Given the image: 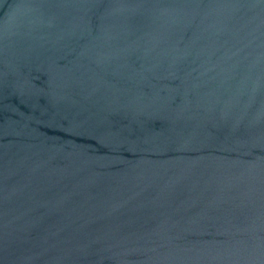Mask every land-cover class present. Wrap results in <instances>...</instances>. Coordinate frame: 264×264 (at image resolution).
I'll use <instances>...</instances> for the list:
<instances>
[{
    "label": "water",
    "instance_id": "95a60500",
    "mask_svg": "<svg viewBox=\"0 0 264 264\" xmlns=\"http://www.w3.org/2000/svg\"><path fill=\"white\" fill-rule=\"evenodd\" d=\"M165 264H264V0H235L203 149Z\"/></svg>",
    "mask_w": 264,
    "mask_h": 264
}]
</instances>
